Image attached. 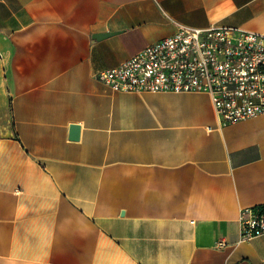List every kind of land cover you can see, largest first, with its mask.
Segmentation results:
<instances>
[{
	"label": "crops",
	"instance_id": "crops-1",
	"mask_svg": "<svg viewBox=\"0 0 264 264\" xmlns=\"http://www.w3.org/2000/svg\"><path fill=\"white\" fill-rule=\"evenodd\" d=\"M178 24L264 36V0H0V264H264V114L95 78Z\"/></svg>",
	"mask_w": 264,
	"mask_h": 264
},
{
	"label": "built area",
	"instance_id": "built-area-1",
	"mask_svg": "<svg viewBox=\"0 0 264 264\" xmlns=\"http://www.w3.org/2000/svg\"><path fill=\"white\" fill-rule=\"evenodd\" d=\"M95 78L127 93H206L219 125L225 126L264 114V36L232 27L178 24L173 34ZM238 222L241 239L263 235L264 207L241 210Z\"/></svg>",
	"mask_w": 264,
	"mask_h": 264
},
{
	"label": "water",
	"instance_id": "water-1",
	"mask_svg": "<svg viewBox=\"0 0 264 264\" xmlns=\"http://www.w3.org/2000/svg\"><path fill=\"white\" fill-rule=\"evenodd\" d=\"M112 34L113 33L95 34L94 38L100 39V38H104V37L110 36ZM78 133H79V126H77V125H71L70 126V139L76 140L78 138Z\"/></svg>",
	"mask_w": 264,
	"mask_h": 264
},
{
	"label": "trees",
	"instance_id": "trees-1",
	"mask_svg": "<svg viewBox=\"0 0 264 264\" xmlns=\"http://www.w3.org/2000/svg\"><path fill=\"white\" fill-rule=\"evenodd\" d=\"M264 207V206H263Z\"/></svg>",
	"mask_w": 264,
	"mask_h": 264
}]
</instances>
